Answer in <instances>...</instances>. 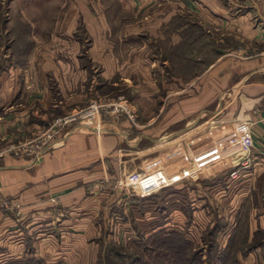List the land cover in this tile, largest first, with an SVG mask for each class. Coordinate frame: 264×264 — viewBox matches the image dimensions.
I'll return each instance as SVG.
<instances>
[{
  "label": "crops",
  "instance_id": "obj_1",
  "mask_svg": "<svg viewBox=\"0 0 264 264\" xmlns=\"http://www.w3.org/2000/svg\"><path fill=\"white\" fill-rule=\"evenodd\" d=\"M5 1L13 4L0 0V6ZM181 2L197 14L185 15L187 21L175 32L173 8L167 9L160 20L171 29L162 31L167 56L177 47L189 50L195 35L198 46H206L207 39L215 55L206 62L199 54L192 75L177 74L168 58L160 65L142 47L116 54L111 45L99 49L94 42L84 62L76 34L64 37L70 42L63 34H45L26 14L15 18L25 23V46L15 47L13 29L0 27V40L11 44L0 64V264H86L91 255L95 261L91 250L114 223L118 232L134 221L152 220L157 201L162 203L157 194L141 198L115 186L120 179L130 181V173L142 165L139 152L127 146L138 145L147 133L158 134L159 119L163 128L173 129L170 140L196 131L204 142L203 156L213 143L246 131L251 152L247 164L236 168L241 169L236 178L229 170H208L168 196L189 200L185 213L191 208L203 214L208 200L221 214L229 210L230 242L236 250L246 247L239 260L264 264V0ZM46 35L51 42H42ZM189 54H182L186 63ZM15 56L25 58L19 63ZM113 89L127 92L128 98L118 97L126 99L136 121L108 114L93 125L54 129L57 118L94 100L110 101ZM163 99L169 105L162 114L163 108H156ZM144 229L150 236L158 226Z\"/></svg>",
  "mask_w": 264,
  "mask_h": 264
},
{
  "label": "rangeland",
  "instance_id": "obj_2",
  "mask_svg": "<svg viewBox=\"0 0 264 264\" xmlns=\"http://www.w3.org/2000/svg\"><path fill=\"white\" fill-rule=\"evenodd\" d=\"M12 1L13 4L5 1L6 3L3 2L0 6L1 21L13 17L11 23H9L10 21L5 23L3 21L0 23V27L9 26L13 29L16 37L13 40L17 48L25 46V31L22 30L25 23L23 24L21 20H15V18L26 14L28 18L35 22L36 30L40 32L63 34V41L67 42H70V40L64 39V37H70L71 33H74V36L76 34L77 47L84 62H88L86 49L94 42L99 49L104 45H111L116 54L124 48L127 50L134 47L149 49L147 51V53H150V55H147L149 58L155 55L160 60V65L168 58L170 66L179 75L182 72L189 75L197 73L199 54L206 62L212 61L215 57L207 47L208 40L202 41L206 42V46H198L196 35L195 40L192 39L190 42L189 50L177 47L174 55L167 56L166 43L163 38L164 32L162 31L166 33L168 29H171L170 27L165 28V25L160 23V20L164 21L166 14H169L167 9L171 6L173 8L175 15L171 26L174 27L171 31L175 30V32L179 31L182 23L187 21L185 15L197 14L190 9L188 11L191 13L187 11V8H182L181 0ZM46 36V39H43L42 42H51L49 35ZM210 45H213L212 40ZM10 47V40L1 38L0 64H2L1 62L5 63L6 58L4 56L8 54ZM186 51L190 53L188 63L182 60L185 56L184 54L182 57V54ZM15 57L19 63L20 60L25 58V56ZM8 59H11V56L7 58L6 62L10 64ZM183 66L188 68L186 69L188 72L181 71ZM162 72L165 74V68L162 69ZM163 81L165 82V80ZM164 82L161 83L162 88L160 90V95L163 96L166 95V89L163 87ZM109 93L110 101H100L122 104L126 99L124 100L118 96L124 94L128 98L125 90L113 89ZM168 105L163 99V103H159L156 109L160 112L163 108L161 111L163 114ZM120 115L130 117L133 121H136L132 109ZM96 120H93V122ZM158 121V134L147 133V137L143 136L138 145L129 148L127 146L126 148L128 151L139 152V159L142 162L140 168L130 173V182H152L175 175L188 165L198 161L204 154L202 149L203 139L197 133L195 134L196 131L186 135L183 139L174 137L170 140L172 135L170 133L173 129L163 128L164 121L162 122L161 119ZM100 127L101 125L98 128ZM213 145L214 143L211 146ZM177 190H163L157 193L156 197L161 199L162 203L157 201L158 205L153 210V212H156L154 213L155 216L149 222H143L140 225L134 221L130 229L127 226L124 227V231L122 229L118 232V226L115 223L112 228L109 227V230L104 232V239L97 238V243L91 250L95 261H93L91 255V261L86 264H171V260L174 261V264H244L239 260L237 254L241 251V254L245 257L246 247H240V250H236L238 248H236L235 243L230 242L231 234H229V230L233 226V215H231L228 208L227 212H222L225 216L220 217L219 214L221 213L218 212V208L215 210L214 204L208 200L209 209L203 214H196L194 207L193 210L188 208L190 212L185 213L184 207L188 205L189 200L186 203L180 197V199H177L178 197L169 199L168 195L176 194ZM166 196L169 202H166ZM150 223L156 224L158 229L155 233L147 236L146 232H143L145 231L144 226H148ZM230 224L231 227H229ZM161 226H166V228ZM226 228H228L227 231L221 233V229L225 230ZM171 232H174L173 236H169ZM157 237L158 239H155ZM170 238L173 239L171 245L167 242L171 240ZM188 241L190 243H187ZM249 248L247 247V249Z\"/></svg>",
  "mask_w": 264,
  "mask_h": 264
},
{
  "label": "built area",
  "instance_id": "obj_3",
  "mask_svg": "<svg viewBox=\"0 0 264 264\" xmlns=\"http://www.w3.org/2000/svg\"><path fill=\"white\" fill-rule=\"evenodd\" d=\"M129 110V106L124 103L112 104L100 100H94L87 106L77 108L64 116L57 118L53 127L55 130H60L75 124H87V122H89V125L93 123V120L99 119V117H102L104 114L119 115ZM51 137L52 134L47 135L45 142L47 143ZM250 152L251 145L246 137V131L241 130L214 143V145L207 150L203 158L200 159L201 161L193 164L195 165L194 167L191 166L172 177H165L152 182H130L120 179L115 187L122 189L128 195L147 198L160 191L177 188V186L185 184L189 179H198L200 175L208 170H229L231 171L230 175L233 178H236L241 170L236 168L247 164V157Z\"/></svg>",
  "mask_w": 264,
  "mask_h": 264
},
{
  "label": "trees",
  "instance_id": "obj_4",
  "mask_svg": "<svg viewBox=\"0 0 264 264\" xmlns=\"http://www.w3.org/2000/svg\"><path fill=\"white\" fill-rule=\"evenodd\" d=\"M174 235V232H171V233H169V236H173ZM168 237V236H167ZM155 239H158V237L157 238H155ZM171 240L170 241H167V242H169L170 244L169 245H171L172 243H173V239L172 238H170ZM187 243H190L189 241L187 242ZM188 251V250H187ZM195 260V259H194ZM171 264H174V261L173 260H171Z\"/></svg>",
  "mask_w": 264,
  "mask_h": 264
}]
</instances>
